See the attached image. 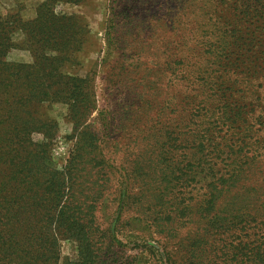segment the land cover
Instances as JSON below:
<instances>
[{"label":"trees","instance_id":"obj_1","mask_svg":"<svg viewBox=\"0 0 264 264\" xmlns=\"http://www.w3.org/2000/svg\"><path fill=\"white\" fill-rule=\"evenodd\" d=\"M77 25L40 15L32 26L40 39L30 48L37 81L30 95L67 102L76 137L59 177L41 169L49 147L43 137L53 138L54 124L34 127L42 141L25 140L28 129L8 110L12 96L0 89V264H58L60 236L76 243L70 264H108V252L102 261L92 228L78 217L82 203L70 202L77 176H92L97 145L85 125L97 110L90 81L60 72L73 55L60 36ZM262 85L264 0H154V108L146 93L130 110L143 119L154 113V185L165 213L190 227L201 223L192 242L200 235L202 252L192 264H264V103L256 102ZM33 170L50 183L47 199L17 191L37 184L34 175L30 183L18 176Z\"/></svg>","mask_w":264,"mask_h":264},{"label":"rangeland","instance_id":"obj_2","mask_svg":"<svg viewBox=\"0 0 264 264\" xmlns=\"http://www.w3.org/2000/svg\"><path fill=\"white\" fill-rule=\"evenodd\" d=\"M40 15L78 21V28L70 26L60 36L67 46L65 52L73 54L60 72L90 81L97 110L85 125L95 134L97 145L92 176H77L80 179L73 184L70 202L73 206L82 203L78 217L92 228L90 235L100 259L108 252V264L195 263L193 259L202 252L197 244L201 236L192 239L201 223L190 227L191 223L165 213L162 193L154 185V113L152 119H143L130 110L146 93L154 108V0H0V77L5 79L0 81V89L12 96L8 110L28 129L25 140L42 141L43 135L33 131L34 127L54 124L53 138L43 137L49 147L41 169L59 177L76 137L67 102H38L30 95V85L37 83L30 48L40 39L32 26ZM260 87L258 105L264 103L263 85ZM262 168L264 172V164ZM36 174L33 170L18 176L30 183V175ZM36 179L37 184L22 185L17 191L47 199L50 183ZM85 193L93 199L88 216ZM39 217L34 214L32 218ZM58 255V264H70L77 256L76 243L60 236Z\"/></svg>","mask_w":264,"mask_h":264}]
</instances>
